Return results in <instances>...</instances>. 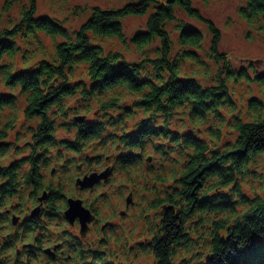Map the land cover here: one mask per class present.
<instances>
[{
  "label": "trees",
  "instance_id": "16d2710c",
  "mask_svg": "<svg viewBox=\"0 0 264 264\" xmlns=\"http://www.w3.org/2000/svg\"><path fill=\"white\" fill-rule=\"evenodd\" d=\"M194 1L95 6L80 27L71 29L65 20L37 15V0H28L21 19L0 29V81L9 89L0 94V264H39L37 250H45L37 242L56 232L53 224L71 236L62 241L64 250L75 251L82 264H121L100 251L76 249V236L60 227L67 198L74 197L67 188L75 186L77 175H86L67 173H82L77 158L92 161L87 148L96 150L98 159L116 156L114 165L128 170L158 155L157 174H171L170 180L154 179L144 196L149 211L163 209L160 234L151 233L147 243L139 244L154 250L156 264H188L201 239L214 256L211 264H264V187L251 193L240 185L257 174L255 162L264 156V104L250 98L247 118L236 114L240 111L228 82L251 77L220 50L221 29ZM11 6L5 0L2 12ZM177 9L208 27L205 56L201 51L208 34L187 27ZM239 11L248 22L264 21V0H245ZM146 14L144 29L130 37L138 58L106 50L101 39L127 45L124 18ZM173 21L176 40L169 29ZM44 36L52 40L51 49L43 44ZM17 55L22 68L13 61ZM186 61L198 78L182 77ZM114 142L122 150L119 155L106 152ZM147 144L151 154H146ZM49 169L54 172L48 174ZM107 194L95 198L107 204ZM40 202V215L31 217ZM90 210L96 213L98 207ZM54 257L48 256V262L60 258Z\"/></svg>",
  "mask_w": 264,
  "mask_h": 264
},
{
  "label": "rangeland",
  "instance_id": "374dc122",
  "mask_svg": "<svg viewBox=\"0 0 264 264\" xmlns=\"http://www.w3.org/2000/svg\"><path fill=\"white\" fill-rule=\"evenodd\" d=\"M130 0H37V15L48 14L56 19L65 20L66 25L71 29H77L80 25L90 16L92 7L99 6L101 8H117L128 3ZM5 0H0V29L7 27L10 28L13 22H18L21 19V12L24 6L28 5V0H11V8L8 12H2V6ZM245 4V0H197L193 2L195 7L201 11V13L214 21V23L221 29L222 40L220 44V50L225 52L232 60L234 68L238 70H248L251 77L249 80H237L235 83L229 81V87L233 92V98L237 101V108L240 112H236L238 115L245 114L247 108H250L248 100L253 97L259 98L264 104V81L260 82L257 78H264V21L259 20L256 22H248L243 19L240 14L239 7ZM149 14V13H148ZM148 14L142 16H127L123 19V27L127 36V45L121 43L117 38H105L98 39L103 43L106 50L121 51L125 54L127 59L133 60L139 57V52L133 46L130 37L132 34L139 30L144 29L145 23L148 18ZM176 15L178 18L185 22L187 27L202 29L208 34L203 44V50L201 55L205 56L211 35L209 34L208 27L202 21L190 17L186 12L181 9H177ZM176 21L169 24V29L173 32V39L178 38V32L175 31ZM23 39L19 38L20 48L25 47ZM43 44L49 49L52 48V40L46 36L42 39ZM18 68L23 66V58L21 55H17L13 60ZM254 68V69H253ZM182 77L189 79L190 77L198 78L196 74H193L190 61L183 63L181 67ZM254 71H258V74H254ZM9 91V89L0 81V94ZM250 99V100H251ZM230 110V109H229ZM264 110V106L262 108ZM232 111V110H230ZM247 118L246 115L243 116ZM139 118L137 115L136 119ZM198 123H201L198 121ZM132 127V124H131ZM130 132V130H129ZM117 142H114L108 147V153L114 152L115 155L120 154L121 151L115 148ZM147 153L151 154L152 148L150 144H147ZM88 156H91L92 161L89 163L82 162L81 158H77V162L84 168L82 173L74 171L67 174H101L108 169H112L107 182H103V186L96 188V190H80L73 187H68L69 194L76 198L83 200V204L87 207H98L96 213L94 212L95 219L89 224V229L84 237H81L80 225L76 222L73 225L68 224L65 220L60 223V227H65L66 230L76 236L79 241V245L76 249H83L91 251L98 249L103 251V254H108L111 258L117 260V262L123 264H156L154 250L146 248L142 250L139 244L141 242L147 243L150 240L151 233L156 235L161 231V210L157 209L158 214L154 210L149 211L147 203L145 201V193L149 184L158 176L164 179L170 180L171 174L159 175V168L156 158L158 155L152 154L150 158L138 161L134 169L128 170L127 167L120 164L114 165L116 156L100 155V159L97 158L96 150L87 148ZM257 167V174H251V179H244L241 186L246 188V192L258 193L262 191L264 187V156H259L255 162ZM51 168V167H50ZM179 168V167H178ZM52 170H48L50 174ZM56 174H60L57 172ZM79 178L82 175H77ZM77 179L74 180V183ZM262 182V185L261 183ZM163 184L160 183L159 187ZM261 189V190H260ZM251 190V191H250ZM258 190V191H257ZM255 191V192H252ZM97 193H108L107 204H102L101 199H96ZM101 195V194H100ZM131 195L133 203L126 205L127 197ZM105 202V201H103ZM124 213V215H122ZM112 223V227H106V222ZM55 233L41 235V240L37 244L47 248L48 244L51 246L61 243V247L53 249V254H60L61 249L63 251L60 254L58 262L49 264H73L74 258L66 259L70 256L75 257L76 252L71 250H64V239L71 238V236H65L58 232L56 226L51 225ZM208 231H203L202 237H206ZM33 235H39L33 233ZM29 240L24 238L23 241ZM200 240L198 245L191 251V256L188 260V264H196L202 262V260H208L206 246L202 245ZM259 244H263L262 240L257 239ZM21 245V244H19ZM19 248H21L19 246ZM95 248V249H94ZM201 251L199 256H194L193 252ZM40 254L41 264L45 263L44 256L41 250H37ZM199 253V252H197ZM48 255V254H47ZM22 257V256H21ZM214 256L211 257L210 264L213 262ZM114 261V260H113ZM83 263V261L81 260ZM115 262V261H114ZM116 263V262H115ZM34 264V263H26ZM38 264V263H35ZM117 264V263H116ZM185 264V263H183Z\"/></svg>",
  "mask_w": 264,
  "mask_h": 264
},
{
  "label": "water",
  "instance_id": "95a60500",
  "mask_svg": "<svg viewBox=\"0 0 264 264\" xmlns=\"http://www.w3.org/2000/svg\"><path fill=\"white\" fill-rule=\"evenodd\" d=\"M84 117L78 118V120H83ZM111 170H107L101 174L91 173L90 175H86L83 178H78L76 181V185L80 187V189H89L92 188L95 184H97L101 179H107ZM46 198L44 194L40 201ZM132 203L131 196L127 198V205ZM42 207V203L38 207L32 210L31 217H36L40 214V210ZM124 214V213H123ZM66 220L70 224H74L76 221L80 223L81 229L80 232L82 236H85L89 229V223H91L95 216L90 209L83 205V201L77 198H67V209L64 212ZM208 261H211V255L207 257Z\"/></svg>",
  "mask_w": 264,
  "mask_h": 264
},
{
  "label": "flooded vegetation",
  "instance_id": "af4514ba",
  "mask_svg": "<svg viewBox=\"0 0 264 264\" xmlns=\"http://www.w3.org/2000/svg\"><path fill=\"white\" fill-rule=\"evenodd\" d=\"M124 215V214H123ZM94 221V220H93ZM92 221V222H93ZM76 222H78V221H76ZM91 222V223H92ZM107 222H109V221H107ZM112 225V223H109L107 226H111ZM142 243V242H141ZM49 246H51V244H48ZM52 247V246H51ZM57 248H59V247H57ZM95 249V248H94ZM96 251H100V252H102L103 253V251H101V250H98V249H95ZM103 256H105L106 258H108V259H110L111 257L108 255V254H103Z\"/></svg>",
  "mask_w": 264,
  "mask_h": 264
},
{
  "label": "bare ground",
  "instance_id": "6f19581e",
  "mask_svg": "<svg viewBox=\"0 0 264 264\" xmlns=\"http://www.w3.org/2000/svg\"><path fill=\"white\" fill-rule=\"evenodd\" d=\"M5 211V210H4ZM9 212V211H8ZM7 214V213H6ZM7 219V218H6Z\"/></svg>",
  "mask_w": 264,
  "mask_h": 264
}]
</instances>
